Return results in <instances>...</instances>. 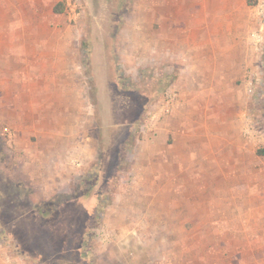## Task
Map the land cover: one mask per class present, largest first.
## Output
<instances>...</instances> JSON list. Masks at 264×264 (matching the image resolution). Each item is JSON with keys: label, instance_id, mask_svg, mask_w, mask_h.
I'll return each instance as SVG.
<instances>
[{"label": "rangeland", "instance_id": "rangeland-1", "mask_svg": "<svg viewBox=\"0 0 264 264\" xmlns=\"http://www.w3.org/2000/svg\"><path fill=\"white\" fill-rule=\"evenodd\" d=\"M75 1L0 0V264H264L257 0Z\"/></svg>", "mask_w": 264, "mask_h": 264}, {"label": "built area", "instance_id": "built-area-1", "mask_svg": "<svg viewBox=\"0 0 264 264\" xmlns=\"http://www.w3.org/2000/svg\"><path fill=\"white\" fill-rule=\"evenodd\" d=\"M68 2V4L72 7V12L76 15L75 10L79 8V3L75 0L71 1V0H66ZM255 12H256V17L258 20V23L260 25V29L255 30L252 32L251 34V41L254 47H258L263 43L264 40V36H263V28H264V0H257V4L255 6ZM250 86L252 85V83L249 84ZM178 101V93L177 92H170L168 93V95L166 96V98L163 100L159 110H158V116H163V115H167L169 113H171V111H173V109L176 106V103ZM157 114H154V118H152V125H156V123L158 122V117ZM158 118V119H157ZM157 119V121H156ZM155 122V123H154ZM251 130V128H250ZM247 130V134L248 136H250V138H252L254 136L253 131L251 130Z\"/></svg>", "mask_w": 264, "mask_h": 264}, {"label": "trees", "instance_id": "trees-1", "mask_svg": "<svg viewBox=\"0 0 264 264\" xmlns=\"http://www.w3.org/2000/svg\"><path fill=\"white\" fill-rule=\"evenodd\" d=\"M65 5L62 3L56 4L54 7L55 14H63L64 13Z\"/></svg>", "mask_w": 264, "mask_h": 264}, {"label": "crops", "instance_id": "crops-1", "mask_svg": "<svg viewBox=\"0 0 264 264\" xmlns=\"http://www.w3.org/2000/svg\"><path fill=\"white\" fill-rule=\"evenodd\" d=\"M54 11V10H53ZM152 120V119H151ZM248 143L245 141V144L243 145V147H247ZM250 146V145H249ZM178 167H182L183 165L180 164V162H174ZM196 167V166H195Z\"/></svg>", "mask_w": 264, "mask_h": 264}]
</instances>
